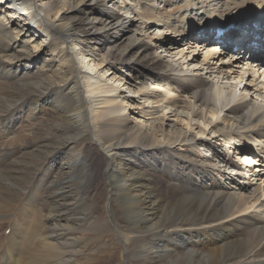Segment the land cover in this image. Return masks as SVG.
Masks as SVG:
<instances>
[{
	"label": "bare ground",
	"instance_id": "6f19581e",
	"mask_svg": "<svg viewBox=\"0 0 264 264\" xmlns=\"http://www.w3.org/2000/svg\"><path fill=\"white\" fill-rule=\"evenodd\" d=\"M122 1L128 25L102 0H0L22 31L39 27L31 36L41 35L49 54L31 51L0 20V78H21L0 96V134L14 133L18 113L19 123L42 115L20 148L19 179L18 148H0L12 178L0 182V264H95L106 216L137 264H264L263 69L198 37L234 17L243 22L224 39L251 53L240 28L249 32L256 16L244 13L264 18V0ZM130 28L148 42L134 41ZM108 32L120 38L102 42ZM124 69L133 77L118 76ZM31 178L34 200L43 202L39 184L49 185L43 208L21 195Z\"/></svg>",
	"mask_w": 264,
	"mask_h": 264
},
{
	"label": "rangeland",
	"instance_id": "374dc122",
	"mask_svg": "<svg viewBox=\"0 0 264 264\" xmlns=\"http://www.w3.org/2000/svg\"><path fill=\"white\" fill-rule=\"evenodd\" d=\"M197 5L196 7H199V4L201 1L203 0H195ZM249 1V0H248ZM252 1V0H250ZM116 2V3H115ZM123 5V6H122ZM124 7V4H123V1L120 0V2H118L117 4V0H102V9H110V10H113L114 12L118 13V15H121L122 17V21L124 23H126L128 25V22L127 20H130V17L132 15L130 14H123L122 11L123 10H120V8H123ZM255 8V5H251L249 7L246 8V10H249V9H253ZM264 9V8H263ZM255 12H257L256 9H254L253 11L249 12V13H244L246 14L244 17H251L253 15H258L256 14ZM22 13V12H20ZM18 14V13H17ZM17 14L16 16L13 15L14 17L10 18L9 15L3 13V11H0V20L5 23L6 26H9V28L11 29L13 35H16L18 34L19 36L17 37V40L18 41H25V42H28L27 43V46L28 48H30L31 51H36L37 49L39 50H43L45 52L46 55H49L47 52H46V48H45V45L43 46L42 45H39L40 43V40L42 39L41 35L37 37H32V33L36 30V31H39V27H36V28H33L31 29V26L30 29L28 30V33H25V29L22 31V28L20 27L19 23H16L17 21ZM3 16H6V17H3ZM128 17V18H126ZM236 17V16H235ZM255 17V16H254ZM259 17V16H257ZM233 18V19H232ZM231 19L229 20H225L223 19L222 22H230L232 20H235L237 18H234L232 17ZM128 28V26H127ZM27 29V28H26ZM130 30H132V34H134V41L138 42V44H142V43H145V42H148L146 39H144V37H140L139 35H141V33L138 32H133V29L130 28ZM35 31V32H36ZM163 30L160 29L153 32L152 30L151 31H147V33H152L153 35L155 34H159L161 33ZM165 31V30H164ZM38 34V33H37ZM108 35V36H106ZM153 35H150V37H152ZM113 37H116L114 38L115 40L119 37L120 38V34L118 33H112V32H108V33H103L102 34V42H107L110 44L111 42V38ZM166 37L170 38V39H173V35L172 34H166ZM154 38V37H153ZM114 40V41H115ZM153 41V40H152ZM133 41L129 42V41H124L123 43H120L122 44V46H124L125 44L129 43L130 47L131 45L133 44L132 43ZM152 46L154 45V48H155V53L156 55H161V56H165V57H168L166 56L167 54L161 52V49H159L158 47V44H156V42H151ZM163 44V43H162ZM168 44V43H167ZM179 44V43H178ZM177 44V45H178ZM176 46V45H175ZM192 46V45H191ZM121 47V46H120ZM181 47V45H180ZM194 49V48H192ZM201 50V49H200ZM38 51V50H37ZM204 51L205 50H202V54L204 55ZM165 54V55H164ZM202 56H200L201 58ZM191 69V67H190ZM122 71V72H121ZM120 73L118 74L121 75V73H125L124 74V77H129V78H132L133 74L132 73H129V70H121ZM31 72H33V70H31ZM128 74V75H127ZM21 78H16L14 79L13 81H10L7 80V79H4L3 77L0 78V96L2 97L3 95H6L9 93V91L7 89H10V88H7L9 86H11L12 84L18 82ZM9 81V82H8ZM261 87V86H260ZM264 87V86H263ZM127 104H129L127 102ZM49 111H51V107H46ZM49 111H45V114H49L50 112ZM52 112V111H51ZM41 115V114H40ZM40 115H37L36 113H34L33 115H31V119H28L27 117H24L22 119V121L19 123V116H20V113L16 114L15 116V121H16V124H15V127H14V133L13 134H8V135H1L0 134V148L2 147H7L9 150L10 148H13L16 146L17 149V153H16V157L14 155V160L15 158H17V160H19L20 162H18L17 164V167L15 166L14 169H11L12 170V178L15 179H19L21 177V175L23 174V170H21L22 168L25 167V157L24 159L22 158V155L24 154V150H20L21 146L23 143H26L27 142V139H29L31 133H35V131L37 130H40V128L35 125L36 122L38 121H41V117ZM37 116V117H36ZM42 116V115H41ZM133 117V115H132ZM48 119L50 120V118H47V121ZM24 121V122H23ZM130 121L133 122L134 121V118H130ZM34 129V130H33ZM1 127H0V131H1ZM0 133H3V132H0ZM194 135H196V132L193 131ZM248 133V132H247ZM197 137H201V138H204L203 136H199L197 135ZM246 140H250L249 138L246 139ZM253 142H255L253 140ZM260 142V141H259ZM90 143V136L87 135H84V136H81L77 139V142H76V146L74 144V152L75 153H79L81 149L84 150V148L87 146V144ZM260 143H263V142H260ZM28 147V146H26ZM21 151V152H20ZM66 154H62V158L60 160H57L56 161V165H53L50 169H49V174H48V179H54V175L57 173L58 171V166L61 165L65 159H66ZM1 159V158H0ZM97 159L99 160V157L97 156ZM10 160H13V158H10ZM24 161V162H23ZM5 163L6 161L5 160H0V182L4 185H8L9 183H11L12 181V178H10L11 176V173H9V169H6V173H3V169L6 168L5 167ZM23 163V164H21ZM22 168H21V167ZM57 166V168H56ZM19 167V168H18ZM5 175V176H4ZM8 177V178H7ZM262 180V179H261ZM264 180V179H263ZM4 181V182H3ZM8 181V182H7ZM33 179L31 178L30 179V182L28 184H26L25 188L23 191H20L18 188L17 190H15L16 187H12V190H15V191H20L21 192V195H26L27 197H29V195H27V190L28 188L31 186V183H32ZM7 182V183H6ZM38 183V181H36ZM45 182H42V183H38L39 185L43 186L44 189H43V192H42V195L41 197L45 198V200L42 202L41 200H34L33 197H29L31 198L32 202H33V207L34 209H37L39 208H43L42 207V204L43 205H47L48 203V200L46 197H50V195L46 196V192H47V187H49V185H47L48 183H46L44 185ZM264 184V182H262ZM263 188V186H262ZM26 189V190H25ZM103 189V188H102ZM264 189V188H263ZM38 191H36L34 193V195H36ZM26 197V198H27ZM24 198V200L26 199ZM74 198V195L70 196L69 199L72 200ZM41 201V202H40ZM40 202V203H39ZM100 203V202H99ZM27 204V203H24V205ZM102 205V203H100V206ZM41 211V209H39ZM16 211V210H15ZM14 211V212H15ZM44 212V213H43ZM42 213L43 215H46L47 211H44L42 210ZM84 214H86V212H84ZM18 218V216H17ZM16 218V219H17ZM105 221L107 219V223H106V227H107V230L106 231H103V233L101 232V234L97 235V237L95 238V241L93 242V245H94V252H93V258H94V263L95 264H118L121 262V260L123 258L126 257V262H124V264H137L136 262V258H133L136 254V252L134 251V249H126V245L123 243V241L120 239L119 235L116 233V231L114 230L111 222H110V219L108 216L104 217ZM102 221L103 220H99L98 223L99 224H102ZM98 224V225H99ZM5 228V225L2 227V230ZM2 233V232H1ZM5 235H8L9 233V230H5ZM122 241V242H121ZM125 247V248H124ZM173 248V247H172ZM125 249V250H124ZM174 249V248H173ZM197 249V247L195 248ZM200 249V248H199ZM131 250V251H129ZM201 250V249H200ZM123 251V252H121ZM135 253V254H134ZM125 254V255H124ZM132 254V255H131ZM131 255V256H129ZM133 256V257H132Z\"/></svg>",
	"mask_w": 264,
	"mask_h": 264
}]
</instances>
